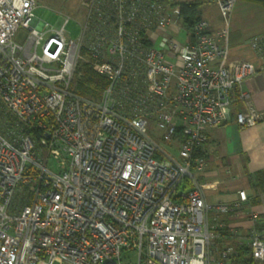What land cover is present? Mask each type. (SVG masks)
I'll return each mask as SVG.
<instances>
[{
    "label": "built area",
    "instance_id": "built-area-1",
    "mask_svg": "<svg viewBox=\"0 0 264 264\" xmlns=\"http://www.w3.org/2000/svg\"><path fill=\"white\" fill-rule=\"evenodd\" d=\"M209 1L222 26L202 18L187 33L157 0H82L73 39L67 15L49 26L36 0H0V264L230 262L210 215L236 216L248 197L207 202L194 174L206 160L192 155L231 118L235 92L238 127L264 111L240 89L254 68L223 62L234 0ZM249 43L264 56V40ZM82 60L106 80L97 98L72 88ZM247 216L264 264V219Z\"/></svg>",
    "mask_w": 264,
    "mask_h": 264
},
{
    "label": "crops",
    "instance_id": "crops-1",
    "mask_svg": "<svg viewBox=\"0 0 264 264\" xmlns=\"http://www.w3.org/2000/svg\"><path fill=\"white\" fill-rule=\"evenodd\" d=\"M209 4L213 8L202 9L201 16L208 21V29L214 31L223 22L217 6L212 2ZM253 36L264 40V5L250 0H234L228 14L227 54L223 62H247L254 68V73L244 80L240 89L247 93L254 109L264 111V56L261 57L250 45L249 39ZM243 107L240 100L234 103L232 116L227 122L207 129L206 143L200 146L206 162L200 171H194L207 202L231 201L237 198L238 190H244L248 197L243 211L236 216L221 214L214 218L210 215L209 221L215 226V241L219 246L246 242L247 231L252 224L247 216L248 211L264 219V190L255 194L252 186L255 172H262L261 180L264 183V118L254 125L238 127L233 113ZM222 171H233L243 181L235 188L227 186ZM254 196L257 200L255 203ZM217 231H221L220 236Z\"/></svg>",
    "mask_w": 264,
    "mask_h": 264
},
{
    "label": "trees",
    "instance_id": "trees-1",
    "mask_svg": "<svg viewBox=\"0 0 264 264\" xmlns=\"http://www.w3.org/2000/svg\"><path fill=\"white\" fill-rule=\"evenodd\" d=\"M158 2L172 7H177L178 12L176 15L177 23L181 26L183 30L190 33L193 25L202 19L201 16V6L206 3H210L209 0H157ZM253 2L260 3L264 5V0H250ZM79 75L75 76L72 82V88L75 92L81 96L89 98H97L100 95L102 88L106 84V80L98 75L89 64H81L78 68ZM237 92H235L234 103L236 104L239 99L237 97ZM193 157L202 156L200 146L195 147L193 151ZM262 172H255L253 174L252 186L254 188V193L258 194L262 190ZM253 203L257 202L256 196H254ZM220 236L221 231H217ZM231 246V245H230ZM234 248L235 254L231 257L228 264H258L253 260L251 252L245 243H238L232 246Z\"/></svg>",
    "mask_w": 264,
    "mask_h": 264
},
{
    "label": "rangeland",
    "instance_id": "rangeland-1",
    "mask_svg": "<svg viewBox=\"0 0 264 264\" xmlns=\"http://www.w3.org/2000/svg\"><path fill=\"white\" fill-rule=\"evenodd\" d=\"M81 1L82 0H36V7L33 9V15L37 19L46 22L49 26H54L58 24L60 19V14L67 15L68 21L65 24L64 29L69 37L75 39L79 35L80 32L79 22L82 20L84 15V9L80 5ZM168 8L171 11L173 7L170 5ZM204 8L205 10H208L210 8H213V6H211L209 3H206L201 6V10ZM25 32L26 31L24 29L20 28L16 33L15 39L19 42H22L25 36ZM176 38L178 40L183 41L185 39L184 31H181L179 34H177ZM84 63L86 62L82 60L79 63L78 68L81 64ZM159 145L164 149L170 151L166 147L165 143L160 142ZM170 153L175 154L172 151H170ZM48 164L53 170L57 169L55 160H53L52 158L48 159ZM226 169L227 168H224V170ZM221 175L224 176L225 179H227L226 185L234 188L237 185L241 184V182L243 181L237 178V175L233 171H229L225 173L224 171H222ZM122 256L125 258L127 257V254L124 253ZM129 259L130 261L135 260L134 257H130Z\"/></svg>",
    "mask_w": 264,
    "mask_h": 264
}]
</instances>
